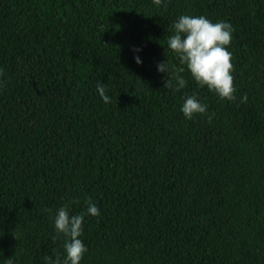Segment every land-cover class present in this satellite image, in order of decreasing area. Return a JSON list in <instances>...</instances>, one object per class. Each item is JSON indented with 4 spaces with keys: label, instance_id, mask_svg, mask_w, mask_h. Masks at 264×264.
<instances>
[{
    "label": "trees",
    "instance_id": "1",
    "mask_svg": "<svg viewBox=\"0 0 264 264\" xmlns=\"http://www.w3.org/2000/svg\"><path fill=\"white\" fill-rule=\"evenodd\" d=\"M181 15L231 25L234 100L164 87ZM0 70V264L63 257L89 199L80 264H264V0H0Z\"/></svg>",
    "mask_w": 264,
    "mask_h": 264
},
{
    "label": "clouds",
    "instance_id": "2",
    "mask_svg": "<svg viewBox=\"0 0 264 264\" xmlns=\"http://www.w3.org/2000/svg\"><path fill=\"white\" fill-rule=\"evenodd\" d=\"M163 0H153L157 6ZM166 6V5H165ZM174 34L167 41L168 49L175 54L179 67L173 68V78H168L164 83L166 89L178 92L186 87L187 81L181 75L186 70L192 80L199 87L207 89L217 95L222 101L235 99L234 66L232 54L228 46L232 40V27L226 22H212L204 16L181 15L173 24ZM136 63L141 61L136 58ZM159 72L165 74L169 71L168 63H160L157 67ZM2 74V70H0ZM175 80V85L173 84ZM97 92L103 102L110 103V97L106 94L102 83L97 84ZM247 100L246 95L241 102ZM181 112L186 119H193L195 115H208L211 122L214 113H207V105L198 101L195 95H187L181 107ZM78 201H72L77 203ZM86 212L69 214V205L65 204L57 209L54 216V228L56 235L53 239L64 237L63 249L65 255L56 254L55 258L45 257L46 264H80L86 246L80 239L83 231L85 215L98 216L99 209L89 200ZM45 211L51 212L52 209ZM10 264V262H9Z\"/></svg>",
    "mask_w": 264,
    "mask_h": 264
}]
</instances>
